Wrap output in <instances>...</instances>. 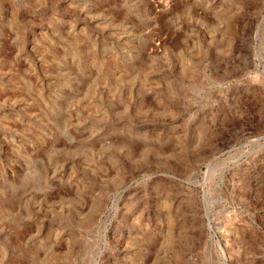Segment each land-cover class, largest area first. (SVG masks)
Segmentation results:
<instances>
[{"label":"rangeland","instance_id":"374dc122","mask_svg":"<svg viewBox=\"0 0 264 264\" xmlns=\"http://www.w3.org/2000/svg\"><path fill=\"white\" fill-rule=\"evenodd\" d=\"M0 264H264V0H0Z\"/></svg>","mask_w":264,"mask_h":264},{"label":"bare ground","instance_id":"6f19581e","mask_svg":"<svg viewBox=\"0 0 264 264\" xmlns=\"http://www.w3.org/2000/svg\"><path fill=\"white\" fill-rule=\"evenodd\" d=\"M211 163L208 164V167H210ZM210 253L213 255V253H215V249L214 246L210 247Z\"/></svg>","mask_w":264,"mask_h":264}]
</instances>
